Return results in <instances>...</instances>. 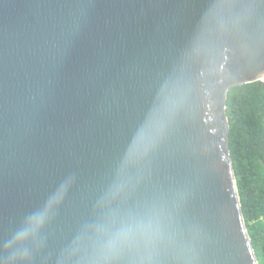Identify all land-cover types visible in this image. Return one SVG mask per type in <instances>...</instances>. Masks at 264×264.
<instances>
[{
	"label": "water",
	"instance_id": "95a60500",
	"mask_svg": "<svg viewBox=\"0 0 264 264\" xmlns=\"http://www.w3.org/2000/svg\"><path fill=\"white\" fill-rule=\"evenodd\" d=\"M257 81V0H0L4 264H94L116 232L146 264H259L227 113Z\"/></svg>",
	"mask_w": 264,
	"mask_h": 264
},
{
	"label": "trees",
	"instance_id": "16d2710c",
	"mask_svg": "<svg viewBox=\"0 0 264 264\" xmlns=\"http://www.w3.org/2000/svg\"><path fill=\"white\" fill-rule=\"evenodd\" d=\"M227 113L242 209L259 264H264V82L231 88Z\"/></svg>",
	"mask_w": 264,
	"mask_h": 264
},
{
	"label": "snow or ice",
	"instance_id": "6c2138e0",
	"mask_svg": "<svg viewBox=\"0 0 264 264\" xmlns=\"http://www.w3.org/2000/svg\"><path fill=\"white\" fill-rule=\"evenodd\" d=\"M242 2V0H241ZM264 4V0H257ZM114 223L117 220L113 221ZM38 230V225L34 226ZM129 239H125L121 233H113L110 240L101 241L99 250L94 256V264H123L124 249ZM3 257H0V264H4Z\"/></svg>",
	"mask_w": 264,
	"mask_h": 264
},
{
	"label": "clouds",
	"instance_id": "9594fccd",
	"mask_svg": "<svg viewBox=\"0 0 264 264\" xmlns=\"http://www.w3.org/2000/svg\"><path fill=\"white\" fill-rule=\"evenodd\" d=\"M153 242L143 233L135 232L124 249L123 264H146L152 257L149 254Z\"/></svg>",
	"mask_w": 264,
	"mask_h": 264
}]
</instances>
